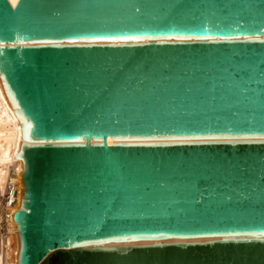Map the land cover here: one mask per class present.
Here are the masks:
<instances>
[{"label": "water", "instance_id": "95a60500", "mask_svg": "<svg viewBox=\"0 0 264 264\" xmlns=\"http://www.w3.org/2000/svg\"><path fill=\"white\" fill-rule=\"evenodd\" d=\"M0 38L17 264H264L222 242L264 228V0H0Z\"/></svg>", "mask_w": 264, "mask_h": 264}, {"label": "bare ground", "instance_id": "6f19581e", "mask_svg": "<svg viewBox=\"0 0 264 264\" xmlns=\"http://www.w3.org/2000/svg\"><path fill=\"white\" fill-rule=\"evenodd\" d=\"M8 1L13 6L12 0H8ZM17 1L18 0H15L16 3ZM132 41H138V39ZM29 126L30 125L17 112V105L13 97L9 94L3 78L0 77V194L4 190L5 183L7 180V174L10 169L17 170L19 176L17 180L19 183L20 195L18 197L17 202L10 210L12 223H13V214L15 213L16 210L20 208L22 201L23 187L21 183V173L23 171V163L22 160L20 159L19 154L21 151V146L29 141L28 138ZM109 141H111V144L114 142V140L108 139V144ZM130 141H135V140H130ZM13 226H14V235L12 238L13 250L9 255L10 256L9 259L11 261V264H17L19 240H18L15 223H13ZM212 239L215 238L203 237V238H193V239H184V240L167 239L165 240V242H176V241L203 242ZM113 243H117L119 245L141 246V245L150 244L152 243V241L151 239L143 238V239H124Z\"/></svg>", "mask_w": 264, "mask_h": 264}, {"label": "built area", "instance_id": "2783aa9c", "mask_svg": "<svg viewBox=\"0 0 264 264\" xmlns=\"http://www.w3.org/2000/svg\"><path fill=\"white\" fill-rule=\"evenodd\" d=\"M17 170L10 169L3 192L0 194V262L11 264L12 238L14 226L11 219V208L15 205L20 195Z\"/></svg>", "mask_w": 264, "mask_h": 264}, {"label": "snow or ice", "instance_id": "6c2138e0", "mask_svg": "<svg viewBox=\"0 0 264 264\" xmlns=\"http://www.w3.org/2000/svg\"><path fill=\"white\" fill-rule=\"evenodd\" d=\"M12 2H13V7H16L15 0H12ZM136 11L138 12L139 9L137 8ZM186 38L191 39V37H181V39H186ZM24 39L33 40V42L35 43H49L51 42V39L54 38H33V36L31 35H26ZM122 39L137 40L138 38L133 36H127V37H122ZM197 39H201V37H197ZM2 44H3V39L0 38V46H2ZM2 56L3 53L0 52V58H2ZM0 65H2V59H0ZM241 135L243 134H236L235 136H241ZM259 135L264 137V130H262V134ZM109 144H111V141H109ZM132 238L135 239L134 237ZM229 240L235 243H255V242L264 243V228L253 229V230H249V229L232 230L231 232L228 233L225 241L222 242H228Z\"/></svg>", "mask_w": 264, "mask_h": 264}]
</instances>
